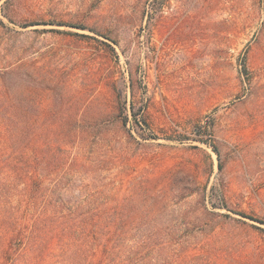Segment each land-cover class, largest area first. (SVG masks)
I'll list each match as a JSON object with an SVG mask.
<instances>
[{
	"label": "rangeland",
	"instance_id": "rangeland-1",
	"mask_svg": "<svg viewBox=\"0 0 264 264\" xmlns=\"http://www.w3.org/2000/svg\"><path fill=\"white\" fill-rule=\"evenodd\" d=\"M0 264H264V0H0Z\"/></svg>",
	"mask_w": 264,
	"mask_h": 264
},
{
	"label": "trees",
	"instance_id": "trees-1",
	"mask_svg": "<svg viewBox=\"0 0 264 264\" xmlns=\"http://www.w3.org/2000/svg\"><path fill=\"white\" fill-rule=\"evenodd\" d=\"M28 27V26H27ZM22 68L23 67H19V68H17V69H13V70H9V71H6L5 73H4V75H3V80H4V87H5V89H7V81L9 80V81H11V79H12V76H14V75H22L23 76V78H25L26 79V73L22 70ZM25 74V75H24ZM5 121V120H4ZM4 125V124H3ZM216 153L219 155V153H218V151H216ZM152 236L151 235H149V236H147L145 239H147V241H148V239H149V241H152Z\"/></svg>",
	"mask_w": 264,
	"mask_h": 264
}]
</instances>
